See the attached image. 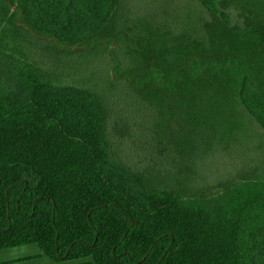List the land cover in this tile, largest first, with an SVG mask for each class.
Segmentation results:
<instances>
[{
  "label": "trees",
  "instance_id": "obj_1",
  "mask_svg": "<svg viewBox=\"0 0 264 264\" xmlns=\"http://www.w3.org/2000/svg\"><path fill=\"white\" fill-rule=\"evenodd\" d=\"M196 2L211 20L187 44L125 18L127 0H0V250L88 260L76 264L264 262V159L234 181L211 163L233 151L231 110L264 136V1ZM200 95L215 109L205 122L191 110ZM167 120L180 128L174 154L137 160Z\"/></svg>",
  "mask_w": 264,
  "mask_h": 264
},
{
  "label": "rangeland",
  "instance_id": "obj_2",
  "mask_svg": "<svg viewBox=\"0 0 264 264\" xmlns=\"http://www.w3.org/2000/svg\"><path fill=\"white\" fill-rule=\"evenodd\" d=\"M127 3L129 10L128 12L124 10L123 13L125 18L132 19V23H137V21L142 22L143 19H146L144 24L149 23L151 28H161V23H163L166 26L168 25L167 28L170 32L177 34V36L181 35L180 37L184 39L187 44H190L192 41H198L201 37L200 33H202L201 25L211 20L210 16L207 14V12L202 10L196 0H127ZM261 8L262 9H259V12L264 14V5ZM215 9V16H219L218 14L223 13L224 15L229 16L231 25H237L239 27L243 26V23H241L243 18L238 16V13L236 14L234 9H223L220 8L219 5H216ZM134 26L136 27L137 25ZM249 88L253 87L250 86ZM209 100H211V97L200 95L192 104V113L196 116L198 121L205 122L206 117L214 114L215 109L209 103H207ZM121 114L123 116V112H121ZM229 115H231L232 118L230 129L233 130L229 133V143L227 146H231L230 148L233 149V151L228 155L222 152V155L225 156L224 162H222V159L218 158L215 162L212 159L211 163H215V165H219L221 168L219 169L220 174L214 173L215 176L224 175L221 178H226L228 180L231 177L232 179L230 178L229 180L234 181L235 179H240L241 175L250 173V167H253L258 160L264 159V149L261 150V145L258 144V141H264V136L261 135L260 129L254 120L248 118L245 114H242L237 109L231 110ZM123 120L124 122L119 121L115 124L117 129L122 124H128L129 119ZM179 130V124L174 123L173 120L165 121L159 127V135H156L155 139L152 137L150 140L151 146H153L151 148L158 152L157 154L156 151H154L153 154H156L154 156L158 155L159 158L156 159L150 157V155L153 154L149 150L144 155H141V151H144L143 148H138L136 152L134 151L135 157L138 160L139 155L141 161L143 163L146 162V165L148 166H154L157 164L165 165L169 158L174 154L173 147L174 144H176L178 134L180 133ZM140 141L143 143V145H146L147 143V140L144 138ZM243 153L253 156V160H247L245 162ZM142 157H146V160ZM153 160L155 161L151 162ZM231 161L234 165V168L232 166H228L224 169L222 168L224 163H230ZM28 247L36 246L32 245ZM87 261L88 260L86 259L78 262H64L59 264H76ZM261 263L264 264V262Z\"/></svg>",
  "mask_w": 264,
  "mask_h": 264
},
{
  "label": "crops",
  "instance_id": "obj_3",
  "mask_svg": "<svg viewBox=\"0 0 264 264\" xmlns=\"http://www.w3.org/2000/svg\"><path fill=\"white\" fill-rule=\"evenodd\" d=\"M32 245L0 250V264H59L43 256L36 245L28 247Z\"/></svg>",
  "mask_w": 264,
  "mask_h": 264
}]
</instances>
